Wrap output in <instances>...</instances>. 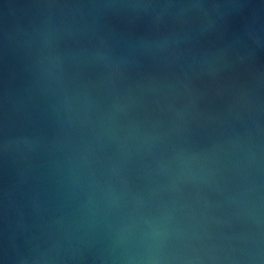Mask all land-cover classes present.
Instances as JSON below:
<instances>
[{"label": "water", "instance_id": "obj_1", "mask_svg": "<svg viewBox=\"0 0 264 264\" xmlns=\"http://www.w3.org/2000/svg\"><path fill=\"white\" fill-rule=\"evenodd\" d=\"M0 264H264V0H0Z\"/></svg>", "mask_w": 264, "mask_h": 264}]
</instances>
